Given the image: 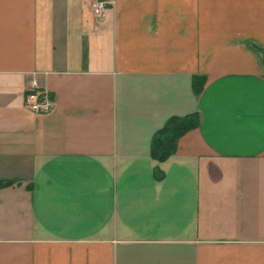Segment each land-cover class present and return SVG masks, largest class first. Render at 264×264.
Instances as JSON below:
<instances>
[{
  "label": "crops",
  "instance_id": "1",
  "mask_svg": "<svg viewBox=\"0 0 264 264\" xmlns=\"http://www.w3.org/2000/svg\"><path fill=\"white\" fill-rule=\"evenodd\" d=\"M92 1L0 0V264H264V0Z\"/></svg>",
  "mask_w": 264,
  "mask_h": 264
},
{
  "label": "trees",
  "instance_id": "2",
  "mask_svg": "<svg viewBox=\"0 0 264 264\" xmlns=\"http://www.w3.org/2000/svg\"><path fill=\"white\" fill-rule=\"evenodd\" d=\"M253 49L259 54L263 51L252 45ZM207 77L204 74L193 75L192 89L196 95H200L205 87ZM200 125V115L198 112L189 113L183 116L173 115L167 119L165 124L158 129L151 140V156L158 161H163L176 152L181 137L187 132ZM15 181L0 180V188L13 185Z\"/></svg>",
  "mask_w": 264,
  "mask_h": 264
},
{
  "label": "built area",
  "instance_id": "3",
  "mask_svg": "<svg viewBox=\"0 0 264 264\" xmlns=\"http://www.w3.org/2000/svg\"><path fill=\"white\" fill-rule=\"evenodd\" d=\"M108 6L107 0H94L91 3L93 13L96 17H102ZM25 104L34 112L43 114L54 109V101L49 92L36 80L32 79L25 95Z\"/></svg>",
  "mask_w": 264,
  "mask_h": 264
}]
</instances>
